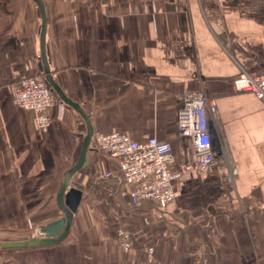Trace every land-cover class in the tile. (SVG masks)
Listing matches in <instances>:
<instances>
[{
	"label": "crops",
	"instance_id": "crops-1",
	"mask_svg": "<svg viewBox=\"0 0 264 264\" xmlns=\"http://www.w3.org/2000/svg\"><path fill=\"white\" fill-rule=\"evenodd\" d=\"M43 1L54 80L89 114L94 133L157 136L183 172L198 158L177 131L182 94L206 90L237 175L228 181L222 162L183 173L162 213L153 201L134 204L118 159L91 148L73 175L85 194L68 236L0 249V264H264V102L233 84L243 69L264 73V0ZM41 23L34 0H0V241L38 238L63 216L59 190L87 132L60 99L46 128L14 103L16 82L40 71ZM119 229L131 234L129 251Z\"/></svg>",
	"mask_w": 264,
	"mask_h": 264
},
{
	"label": "built area",
	"instance_id": "built-area-1",
	"mask_svg": "<svg viewBox=\"0 0 264 264\" xmlns=\"http://www.w3.org/2000/svg\"><path fill=\"white\" fill-rule=\"evenodd\" d=\"M222 46L228 50L227 45ZM16 83L14 103L31 110L39 127H48V110L56 99L45 81L44 74L38 71ZM233 84L237 90L251 91L264 102V73L243 69L235 77ZM182 98L177 131L180 136L191 138L198 158L196 164L186 165L183 172L172 169L175 159L171 143L159 140L157 136L138 141L119 131H100L93 134L90 144L92 149L118 159L123 175L119 180L131 188L130 196L134 204L153 201L162 213H166L176 201L173 180L183 173L193 170L212 172L216 163L222 162L228 170V181L234 182L237 175L232 156L222 136L215 96L206 90L188 89L183 92ZM118 239L125 252L132 248L131 234L127 230L119 229ZM148 256L151 260L154 259L152 247L148 248Z\"/></svg>",
	"mask_w": 264,
	"mask_h": 264
},
{
	"label": "water",
	"instance_id": "water-1",
	"mask_svg": "<svg viewBox=\"0 0 264 264\" xmlns=\"http://www.w3.org/2000/svg\"><path fill=\"white\" fill-rule=\"evenodd\" d=\"M34 2L38 5L40 13H42L39 70L44 74L45 81L47 82V85L55 99H60L67 106L75 108L81 114L84 121L87 122V132L81 147V152L74 166H72L63 176L64 179L62 181L57 200L58 205H60L63 212V216L49 223L46 227L41 228L38 233V238L16 241H0V249L35 248L39 246H50L64 241V239L68 236L70 228L73 224L74 214L78 210L83 194H85L84 190L72 183L73 175L83 166L88 165L87 154L91 149L90 144L94 136V127L92 121L90 120L89 114L85 112L77 102L70 98L64 92L59 83L54 80L53 72L49 66L47 54L46 36L48 29V13L46 12V7L43 0H34Z\"/></svg>",
	"mask_w": 264,
	"mask_h": 264
},
{
	"label": "bare ground",
	"instance_id": "bare-ground-1",
	"mask_svg": "<svg viewBox=\"0 0 264 264\" xmlns=\"http://www.w3.org/2000/svg\"><path fill=\"white\" fill-rule=\"evenodd\" d=\"M213 129L215 130V128L213 127ZM216 131V130H215ZM215 140H216V137H215Z\"/></svg>",
	"mask_w": 264,
	"mask_h": 264
}]
</instances>
